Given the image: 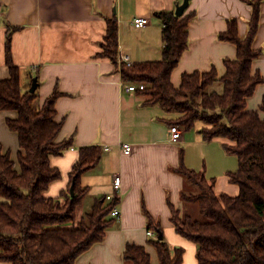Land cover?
Instances as JSON below:
<instances>
[{
    "label": "crops",
    "instance_id": "1",
    "mask_svg": "<svg viewBox=\"0 0 264 264\" xmlns=\"http://www.w3.org/2000/svg\"><path fill=\"white\" fill-rule=\"evenodd\" d=\"M183 1L0 0V82L10 78L6 44L7 34L12 31L11 55L21 70L22 93H30L33 80L37 79L34 106L39 110L56 90L62 93L56 105V121H63L58 142L71 139L74 142L61 156H52L51 165L61 171L62 177L49 186L46 198L58 199L68 191L81 148L99 146L103 157L95 169L82 176V186L89 189V194L78 210L84 203H91V210L95 199L108 195L119 200L121 218H113L105 240L81 255L77 264H124L123 254L130 244L144 247L152 264H160L151 244L155 239L147 236L143 206L160 223L172 254L175 249L183 248V264H198L197 246L180 237L171 223L169 203L183 218L196 222L201 217L198 206L187 204L181 197L186 183L175 173L180 165L181 148L186 153L187 168L202 169L208 180L215 179L216 193L219 190L231 196L239 194V188L228 176L238 171L239 166L235 170L229 160L233 156L225 152V140L206 143L198 129L192 133L185 131L183 141L173 143L167 122L177 116L155 105L146 106L149 98L127 93L121 71L117 72L108 58L100 56L102 44L106 43V20L115 19L119 57H128L133 64L162 61L164 26L156 13L175 12ZM190 13H195V19L189 28L188 51L171 77L175 89L181 87L184 74H206L213 69L219 79L226 74L224 60H235L237 49L219 37L227 32L228 22L235 19L240 37L245 39L252 7L241 0H190V9L185 15ZM135 18H147L150 25L137 29L132 22ZM260 18L253 48L261 50L263 55L253 62V72H259L264 78V1ZM255 92L247 100L248 111L259 112L264 119L261 112L264 84ZM17 117V113L0 112V144L11 154L16 170L20 171L18 135L7 127V120ZM126 144L131 146L129 155L122 148ZM192 149L200 154V163ZM116 176L122 178L120 192L113 185Z\"/></svg>",
    "mask_w": 264,
    "mask_h": 264
},
{
    "label": "trees",
    "instance_id": "2",
    "mask_svg": "<svg viewBox=\"0 0 264 264\" xmlns=\"http://www.w3.org/2000/svg\"><path fill=\"white\" fill-rule=\"evenodd\" d=\"M241 1L252 7L248 35L241 39L235 19L228 22L227 32L220 35V40L237 49L235 60H224L226 74L221 79L213 69L206 74H184L179 89L172 84V74L188 51L189 28L195 13L183 17H178L176 11L156 13L164 26L160 62L119 67L115 19L106 20V43L102 44L100 55L108 58L117 72L121 71L125 84L145 85L144 91L136 93L149 98L146 106L155 105L168 114L179 115L177 120L167 122L170 128L181 127L191 132L201 123L206 143L230 142L224 150L238 161V171L228 174L231 183L239 188L238 197L218 195L215 179L208 180L204 171L187 168L186 153L183 148L179 150L180 165L175 173L186 183L181 197L187 204L198 206L202 220L183 218L169 203L171 223L180 237L197 246L198 264H264V119L247 107V100L264 84L261 74L253 72V62L263 55L253 44L264 0ZM11 32L6 44L10 78L0 82V112L18 114L16 120H7V127L18 135L20 171L0 144V263L77 264L81 255L105 240L114 223L111 213L119 200L95 199L86 217L77 220L78 207L89 194V189L82 186V176L100 164L103 150L99 146L81 148L68 191L58 199L46 198L49 186L62 177L61 171L52 167L51 158L70 150L74 142H58L63 121H56V105L62 93L56 90L40 110L34 106L37 92L22 93L21 70L11 55ZM261 112L264 113V102ZM143 213L148 231L157 234V240L151 244L160 264H183L184 249H175L172 254L160 223L144 206ZM159 234L163 235L162 241H158ZM123 260L124 264H152L146 249L139 245H128Z\"/></svg>",
    "mask_w": 264,
    "mask_h": 264
},
{
    "label": "built area",
    "instance_id": "3",
    "mask_svg": "<svg viewBox=\"0 0 264 264\" xmlns=\"http://www.w3.org/2000/svg\"><path fill=\"white\" fill-rule=\"evenodd\" d=\"M133 24L137 29H145L148 25H150L149 19H145V18H135L133 19ZM119 67H121L122 65L128 66V67H133V63H131L130 59L128 57H119ZM125 91L127 93H136V92H142L145 90V85L143 84H133V85H124ZM186 130L182 129L181 127H172L170 128V135H171V139L172 142L175 144H179V142L183 141V134ZM122 148L124 150V153L126 155H129L131 153V146L126 144V145H122ZM114 188L116 190V192H120L122 189V178H120L119 176L115 177L114 180ZM113 195H108L106 197V200L108 201H112L113 199ZM112 218L114 219H120L121 215L120 214V210L118 209V207H115L114 210L112 211ZM147 236L150 239H157V234L155 232H151L148 231L147 232Z\"/></svg>",
    "mask_w": 264,
    "mask_h": 264
},
{
    "label": "rangeland",
    "instance_id": "4",
    "mask_svg": "<svg viewBox=\"0 0 264 264\" xmlns=\"http://www.w3.org/2000/svg\"><path fill=\"white\" fill-rule=\"evenodd\" d=\"M176 116L177 115H174V117L176 118ZM178 117H179V115L177 116V118L175 119V120H177L178 119ZM203 126H202V124L201 123H198V124H196V127L191 131V133L193 132V131H195V132H197V130L199 129V131L200 130H202L201 128H202ZM226 142L225 143H228V144H230V142L228 141V140H225ZM185 148V147H184ZM191 152L193 153V156L195 155V156H197L196 157V161H197V163H200V161L202 160L201 158H200V154L199 153H197L196 152V150L194 149V151H193V149L191 150ZM199 156V157H198ZM229 160H232V164H233V166H234V169L236 170V169H238V161H237V158L236 157H229ZM203 164H204V162H203ZM198 171H202V169L201 170H198ZM237 172V170L234 172V173H236ZM222 180V177H221V179H218V181H221ZM230 185H232V184H230ZM233 186V185H232ZM236 186V185H235ZM237 188V187H236ZM238 189V188H237ZM192 190V189H191ZM217 193L219 194V195H221V194H223V193H221V191H217ZM238 193H239V190H238ZM225 194H227V195H229L227 192H225ZM224 194V195H225ZM239 195V194H238ZM238 195L237 196H232V197H238ZM229 196H231V195H229ZM91 205V203L89 204V205H87V203H84V205L81 207V208H79V210H78V212H77V215H78V219L79 220H81L82 218H84V217H86V214H88L90 211V206ZM195 206V205H194ZM194 208H196V207H194ZM197 219H199L198 221H201L202 220V218L201 217H199V218H197Z\"/></svg>",
    "mask_w": 264,
    "mask_h": 264
},
{
    "label": "water",
    "instance_id": "5",
    "mask_svg": "<svg viewBox=\"0 0 264 264\" xmlns=\"http://www.w3.org/2000/svg\"><path fill=\"white\" fill-rule=\"evenodd\" d=\"M189 9H190V0H184L181 5H178L176 9V15L178 17H183ZM32 84L33 87L30 93H35L38 88L37 79H34ZM71 196L74 197V189L71 190ZM162 240H163V235L159 234L158 241H162Z\"/></svg>",
    "mask_w": 264,
    "mask_h": 264
}]
</instances>
